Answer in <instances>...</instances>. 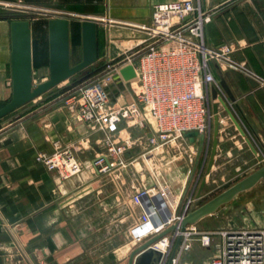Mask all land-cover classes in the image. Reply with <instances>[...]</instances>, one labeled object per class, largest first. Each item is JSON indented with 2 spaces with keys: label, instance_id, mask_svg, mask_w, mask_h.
Segmentation results:
<instances>
[{
  "label": "crops",
  "instance_id": "crops-1",
  "mask_svg": "<svg viewBox=\"0 0 264 264\" xmlns=\"http://www.w3.org/2000/svg\"><path fill=\"white\" fill-rule=\"evenodd\" d=\"M57 1L66 7L61 10V17L68 18L70 26L75 23L80 57L81 19L98 21L97 67H103L131 46L130 39L146 37L137 28L151 25L155 5L179 0H0V8L20 9L23 4H55ZM228 1L202 0L205 11L221 8L205 25L206 41L212 47L230 41L239 43L232 55L234 60L264 80V0H236L227 7ZM224 4L227 6L222 8ZM225 18L232 21L227 24ZM8 39L9 23L0 20V101L11 94ZM214 76L218 81L220 78L225 81L235 99L234 104H230L232 112L258 156L264 160V87L243 71L220 70L215 66ZM130 99L121 102L128 103ZM118 136L127 142L129 150L138 144L141 155L146 152L141 140L132 138L131 129L120 130ZM102 138V133L92 131L81 122L67 103L49 107L41 114L30 115L16 123L0 125V264H95L85 259L83 235L75 223L81 218L82 204L90 195L95 197L102 193V204H120V198H124L119 194L120 188L101 185V180L113 181L116 173L121 174L127 166L122 158L114 162L108 157L114 166L106 174L96 171L94 162L103 153ZM54 140L72 148L81 164L78 175L63 180L36 161L37 154L49 150ZM185 141H188L189 162L193 158L196 161V155L193 157L190 152L199 151L204 140L198 136L185 138ZM179 154L181 156V152ZM176 160L163 184L175 196H183L191 168L186 159L180 162L178 157ZM104 164L106 162L101 165ZM263 165L220 109L218 146L209 179L214 172L230 167L234 172L245 173L242 180ZM124 195V200L129 202L134 193ZM235 199L237 228L264 229V180L239 193ZM136 210L140 212L139 208ZM129 258L116 264H129Z\"/></svg>",
  "mask_w": 264,
  "mask_h": 264
},
{
  "label": "built area",
  "instance_id": "built-area-1",
  "mask_svg": "<svg viewBox=\"0 0 264 264\" xmlns=\"http://www.w3.org/2000/svg\"><path fill=\"white\" fill-rule=\"evenodd\" d=\"M208 21V15L197 0L155 5L151 25L137 28L146 37L107 61L103 79L79 89L74 101L67 104L77 112L81 122L103 135V153L94 162L98 173H105L114 166L108 157L120 162L128 149L127 143L115 135L122 123L128 128L149 127L152 135L148 144L152 150L179 143L185 139L184 134L190 132H197L205 141L199 173L190 185L187 182L183 196H175L162 183L155 184L151 190H137L130 198L129 205L137 215L129 231L132 242L141 246L165 233L150 246L161 254L159 264H188L183 263L182 258L195 247L212 252V256L200 264H264V229L201 230L197 224L181 228V221L199 200L196 194L201 180L208 177L205 173L202 177V172L212 138L211 90L214 88L223 96L214 67L243 71L264 87V80L233 59L239 43L207 45L204 27ZM128 65L133 67L135 78L125 81L120 71ZM114 79L129 88L130 102L110 100L105 82L111 83ZM36 161L63 180L81 171L72 148L60 140L51 142L49 150L39 152ZM151 191L157 192L161 205H157Z\"/></svg>",
  "mask_w": 264,
  "mask_h": 264
},
{
  "label": "rangeland",
  "instance_id": "rangeland-1",
  "mask_svg": "<svg viewBox=\"0 0 264 264\" xmlns=\"http://www.w3.org/2000/svg\"><path fill=\"white\" fill-rule=\"evenodd\" d=\"M197 1L200 3L201 8H203L202 10L208 15L209 21L206 24L210 23L213 16L221 10L219 7L214 11H205L202 0ZM235 2L236 0H229L228 3H226L228 6L224 4V6L221 7H230L232 4L234 5ZM64 6L65 5H60L57 1L55 4H23L20 9L8 7L3 8L19 12L16 17H14L15 19H25L30 22L32 30V60L34 63L32 80L34 86L48 79L47 21L50 18L61 17V10L66 8ZM231 21L232 20L230 18H225V22L227 24ZM74 24L75 23L72 22L70 26V58L72 64L78 63L81 59L78 49L79 39L76 34ZM130 40L132 41L131 46H135L141 39ZM227 43L234 44L236 42L230 41ZM129 47L130 46L127 48ZM96 68L97 61L58 86L30 101L23 107L0 119V125L4 122L16 123L18 121H22L30 115L41 114L49 107L59 104L66 105L68 101H74L73 98L76 97L79 89L84 88L88 84L97 82L101 78L103 79L104 66L100 71L96 70ZM105 89L109 94L110 100L113 102L119 99L122 100L125 98H131L129 88H125L115 79L111 83L105 82ZM10 95L7 99L0 101V107L8 101ZM118 127L119 128L116 130L115 135L118 136L120 130L122 131L125 128H127V130L131 129L132 138L136 137V141H139L140 139L144 144L142 146L146 147V152L144 153L145 155H141V149L138 147V144L134 147L132 146L130 150L127 149V153L125 152L122 157L124 164L127 165L123 169L124 172L121 174L117 172L116 178H114L113 181L103 178L101 180V185L110 187L117 186V188H120V193H117L123 195L124 198V193L135 194L137 191L135 188H138V190L142 188L151 190L155 184H162L164 181L168 180L171 173V167L173 166V163L177 161L176 158L178 159V157L181 159L180 162H183V160L185 161L186 159L185 162L190 164L189 168H191V173L188 178L189 185L199 173L206 148L205 141L203 147L199 151H196L195 149L193 152H190L192 156L194 155L193 157L196 155V161L194 160L195 158H193L192 162H189L190 159L187 155L189 153L188 141H185V139L179 140V143L166 145L159 149L152 150V146L148 144L149 138L152 135V130L149 127L144 129L137 127L128 128L124 123L120 124ZM123 135L125 137V133ZM121 139L124 140L122 137ZM210 149L211 140L207 150L206 163L202 172V177L205 173ZM180 152L181 156L179 154ZM212 175L210 179L209 176L207 177V184L202 191L203 197H201L192 206V210L204 205L238 183L241 178L245 176V173L234 172L230 167H227L226 171L214 172ZM150 195L157 200L156 202L160 203V198L157 197L158 194L156 191H151ZM102 198V193L99 196L94 197L90 195L87 197L81 207V211L83 212L82 216H80L81 218L76 221L75 225L79 226L81 234L83 235L82 237L84 239V247L86 251L85 259L90 260L95 264H116L121 260L125 261L128 259L130 254L140 246L132 242L129 233L137 215L133 213L128 200H124L122 197L120 198V204L115 203L114 205L102 204ZM233 199L234 200L229 203L219 207L212 215L202 218L199 222H197V227L201 230L237 228L239 218H237L235 210L236 199L235 197ZM211 256V251L195 247L190 253L183 256L182 262L188 264H200Z\"/></svg>",
  "mask_w": 264,
  "mask_h": 264
},
{
  "label": "water",
  "instance_id": "water-1",
  "mask_svg": "<svg viewBox=\"0 0 264 264\" xmlns=\"http://www.w3.org/2000/svg\"><path fill=\"white\" fill-rule=\"evenodd\" d=\"M97 23L98 21L96 19H81V59L78 63L72 64L70 58V24L68 18L55 17L48 19L49 76L46 81L34 86L32 80L33 60L30 22L25 19L10 21L9 74L11 95L8 101L0 107V119L94 64L98 59ZM120 74L125 81L135 78L134 69L130 65L122 68ZM219 85L223 91V96H219L214 88L211 90V97L213 100V128L211 149L205 170L206 176L211 174L217 152L220 109H223L239 134L244 138L251 152L256 156L258 163H262L253 143L246 136V133L232 112L230 104H234L235 99L222 78L219 80ZM234 107L237 109L236 105H234ZM198 136L197 132L184 134L185 138H195ZM200 137L202 138V136ZM260 180H264V165L209 202L189 212L181 221L182 230L186 225L196 224L205 216L212 215L219 207L232 201L239 193L252 188ZM206 183V178H203L196 194L197 199H200ZM164 234L136 248L130 255L129 264H159L161 254L150 246Z\"/></svg>",
  "mask_w": 264,
  "mask_h": 264
},
{
  "label": "trees",
  "instance_id": "trees-1",
  "mask_svg": "<svg viewBox=\"0 0 264 264\" xmlns=\"http://www.w3.org/2000/svg\"><path fill=\"white\" fill-rule=\"evenodd\" d=\"M19 12L17 11H13V10H6V9H2L0 8V20L3 21H12V20H17L14 17H16V15ZM33 68H34V63H33ZM102 67H97L96 70L100 71Z\"/></svg>",
  "mask_w": 264,
  "mask_h": 264
}]
</instances>
